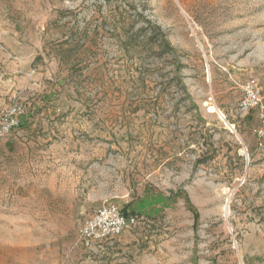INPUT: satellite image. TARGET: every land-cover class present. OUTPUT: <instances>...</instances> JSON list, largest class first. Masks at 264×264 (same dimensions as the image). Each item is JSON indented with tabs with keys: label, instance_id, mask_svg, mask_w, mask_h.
<instances>
[{
	"label": "rangeland",
	"instance_id": "obj_1",
	"mask_svg": "<svg viewBox=\"0 0 264 264\" xmlns=\"http://www.w3.org/2000/svg\"><path fill=\"white\" fill-rule=\"evenodd\" d=\"M253 79L264 0H0V264H264Z\"/></svg>",
	"mask_w": 264,
	"mask_h": 264
},
{
	"label": "built area",
	"instance_id": "obj_2",
	"mask_svg": "<svg viewBox=\"0 0 264 264\" xmlns=\"http://www.w3.org/2000/svg\"><path fill=\"white\" fill-rule=\"evenodd\" d=\"M239 108L249 112L255 110L259 119V125L255 133L259 140L264 139V95L256 80L247 82L244 94L240 101ZM5 122L9 121L10 115L2 117ZM19 120L12 117L11 124H18ZM135 216L115 204L107 203L100 206L83 223L80 228V242L85 247H92L95 244L115 239L135 224Z\"/></svg>",
	"mask_w": 264,
	"mask_h": 264
},
{
	"label": "trees",
	"instance_id": "obj_3",
	"mask_svg": "<svg viewBox=\"0 0 264 264\" xmlns=\"http://www.w3.org/2000/svg\"><path fill=\"white\" fill-rule=\"evenodd\" d=\"M124 210H125V211H127V209H126V208H124Z\"/></svg>",
	"mask_w": 264,
	"mask_h": 264
},
{
	"label": "bare ground",
	"instance_id": "obj_4",
	"mask_svg": "<svg viewBox=\"0 0 264 264\" xmlns=\"http://www.w3.org/2000/svg\"><path fill=\"white\" fill-rule=\"evenodd\" d=\"M212 110H213V108H212Z\"/></svg>",
	"mask_w": 264,
	"mask_h": 264
}]
</instances>
